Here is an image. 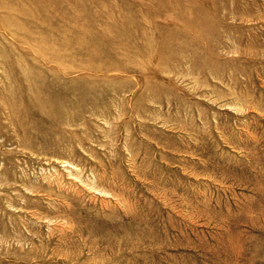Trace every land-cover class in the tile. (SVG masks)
Listing matches in <instances>:
<instances>
[{"label": "rangeland", "instance_id": "obj_1", "mask_svg": "<svg viewBox=\"0 0 264 264\" xmlns=\"http://www.w3.org/2000/svg\"><path fill=\"white\" fill-rule=\"evenodd\" d=\"M0 264H264V0H0Z\"/></svg>", "mask_w": 264, "mask_h": 264}, {"label": "bare ground", "instance_id": "obj_2", "mask_svg": "<svg viewBox=\"0 0 264 264\" xmlns=\"http://www.w3.org/2000/svg\"><path fill=\"white\" fill-rule=\"evenodd\" d=\"M133 124V123H132ZM78 193V192H77ZM126 203V202H125Z\"/></svg>", "mask_w": 264, "mask_h": 264}]
</instances>
